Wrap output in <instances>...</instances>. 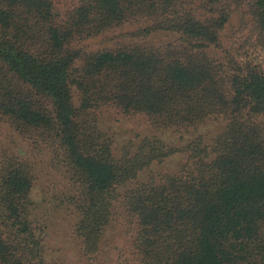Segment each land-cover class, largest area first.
Wrapping results in <instances>:
<instances>
[{
  "label": "trees",
  "instance_id": "trees-1",
  "mask_svg": "<svg viewBox=\"0 0 264 264\" xmlns=\"http://www.w3.org/2000/svg\"><path fill=\"white\" fill-rule=\"evenodd\" d=\"M235 1L252 18L236 53H221L228 0H80L66 14L55 0H0V122L62 149L90 256L118 186L188 151L178 173L124 195L138 224L135 264H264V64L243 60L249 46L264 49V0ZM134 24L177 38L95 51L80 45ZM104 108L147 117L158 130L187 131L219 116L227 125L211 144L201 136L181 148L156 141L117 159L98 126ZM33 179L18 158L1 161L0 264L44 262L29 219Z\"/></svg>",
  "mask_w": 264,
  "mask_h": 264
},
{
  "label": "rangeland",
  "instance_id": "rangeland-1",
  "mask_svg": "<svg viewBox=\"0 0 264 264\" xmlns=\"http://www.w3.org/2000/svg\"><path fill=\"white\" fill-rule=\"evenodd\" d=\"M79 1L55 0V4L60 13L66 14ZM196 5L201 6V3L197 2ZM228 6L231 16L223 32V47L220 52L231 49L236 53L234 49L240 46L242 36L247 34L246 26L252 16L245 4L228 0ZM144 27V24H134L117 28L82 41L80 45L86 50L95 51L139 41H156L162 44L177 38L176 33L168 31L146 35ZM245 51L243 60L264 64L263 48L249 46ZM97 118L99 128L112 139V152L117 159L132 156L143 145L148 144L149 147L156 141L181 148L201 136L205 143L211 144L227 125V120L219 116L187 131L176 128L158 130L147 117L126 116L113 108L99 110ZM61 150L58 145L36 142L9 122H0V163L7 156H14L30 168L34 177L30 191L29 219L36 236L43 244V264H91L92 259H96L97 264H135L134 240L138 224L126 210L124 195L150 178L159 181L164 174L178 173L188 161L189 152L181 151L162 161H154L140 170L136 177L118 186L119 198L113 203L111 221L104 230L98 252L95 256H90L77 231L80 213L76 207V194L79 193V188Z\"/></svg>",
  "mask_w": 264,
  "mask_h": 264
}]
</instances>
